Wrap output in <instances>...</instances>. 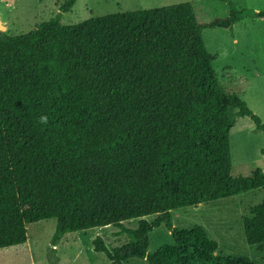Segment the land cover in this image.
<instances>
[{
	"label": "trees",
	"instance_id": "16d2710c",
	"mask_svg": "<svg viewBox=\"0 0 264 264\" xmlns=\"http://www.w3.org/2000/svg\"><path fill=\"white\" fill-rule=\"evenodd\" d=\"M222 1L227 15L209 21L182 2L74 24L58 13L28 32L0 33V249L25 243L28 224L55 218L53 246L67 232L117 227L125 243L92 241L107 264H254L218 255L202 226L179 229L171 216L264 191L260 168L231 175L236 119L250 117L263 135L264 123L222 89L203 41L204 28L231 30L248 12ZM134 218L135 228L124 225ZM160 225L172 242L149 253ZM242 225L246 242L264 251V202Z\"/></svg>",
	"mask_w": 264,
	"mask_h": 264
},
{
	"label": "rangeland",
	"instance_id": "374dc122",
	"mask_svg": "<svg viewBox=\"0 0 264 264\" xmlns=\"http://www.w3.org/2000/svg\"><path fill=\"white\" fill-rule=\"evenodd\" d=\"M67 0H0V33L18 35L33 29L41 22L60 13L62 24H74L87 18L152 9L189 2L207 20L225 17L229 6L222 0H75L72 7L61 11ZM235 8L246 9L247 14L232 29L204 28L203 41L212 55V66L222 89L236 94L264 123V19L254 13L264 11V0H230ZM235 117V110H230ZM248 116L236 119L230 131L231 175H249L254 168L264 171L262 131H256ZM264 202L263 189H254L226 197L174 209V225L188 229L200 225L217 242L216 253L222 256L248 257L254 264H264V251L249 245L244 237L242 216L248 209ZM156 215L143 217L152 221ZM138 218L124 221L129 228L137 226ZM56 219L50 218L27 225V241L0 249V264H107L102 252L93 250L92 241L100 236L108 247L127 241L126 235H115L114 225L94 227L62 235L55 247L52 237ZM172 242L170 233L160 225L149 233L147 251L153 253L161 245ZM123 264H148L145 259L131 258Z\"/></svg>",
	"mask_w": 264,
	"mask_h": 264
},
{
	"label": "crops",
	"instance_id": "0c3cea01",
	"mask_svg": "<svg viewBox=\"0 0 264 264\" xmlns=\"http://www.w3.org/2000/svg\"><path fill=\"white\" fill-rule=\"evenodd\" d=\"M137 223H138V222H137ZM54 247H55V246H54ZM124 262H125V261H124ZM124 262H123V263H124Z\"/></svg>",
	"mask_w": 264,
	"mask_h": 264
}]
</instances>
